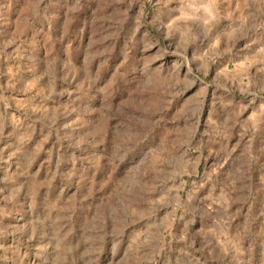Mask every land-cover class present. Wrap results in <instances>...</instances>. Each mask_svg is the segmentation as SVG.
Listing matches in <instances>:
<instances>
[{"label": "rangeland", "instance_id": "374dc122", "mask_svg": "<svg viewBox=\"0 0 264 264\" xmlns=\"http://www.w3.org/2000/svg\"><path fill=\"white\" fill-rule=\"evenodd\" d=\"M0 264H264V0H0Z\"/></svg>", "mask_w": 264, "mask_h": 264}]
</instances>
